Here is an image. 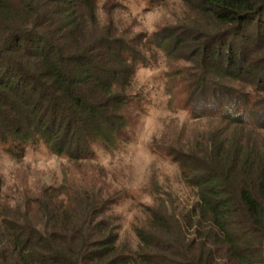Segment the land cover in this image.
<instances>
[{
    "label": "trees",
    "instance_id": "trees-1",
    "mask_svg": "<svg viewBox=\"0 0 264 264\" xmlns=\"http://www.w3.org/2000/svg\"><path fill=\"white\" fill-rule=\"evenodd\" d=\"M147 1L148 9L165 2ZM181 1L187 12L169 35L191 42L199 60L181 58L161 33L132 38L113 19H100L101 10L125 11L119 4L0 0V149L12 157L44 145L82 162L94 159L99 143L125 145L129 121L121 112L142 108L129 89L138 68L154 66L152 49L186 59L181 75L194 120L227 123L182 151L167 150L194 202L150 209L135 249L121 242L111 214L117 194L99 180L42 188L14 207L0 191V264H264V139L254 132L264 128V0ZM242 77L248 91L214 82ZM59 111L67 116L58 119ZM40 115H50L56 129L77 124L86 137L75 149L59 145Z\"/></svg>",
    "mask_w": 264,
    "mask_h": 264
},
{
    "label": "rangeland",
    "instance_id": "rangeland-1",
    "mask_svg": "<svg viewBox=\"0 0 264 264\" xmlns=\"http://www.w3.org/2000/svg\"><path fill=\"white\" fill-rule=\"evenodd\" d=\"M101 2L126 8L125 11L118 8L109 13L101 10L98 15L103 22L113 19L120 28L130 30L132 38H141L144 33H161L162 38H168L178 45L181 58L187 57L191 61L199 60L202 56L194 53L195 46L191 42H178L180 34H176V38L169 35V31L181 29L178 19L187 12L181 0H165L162 5L151 9H148L150 5L147 0ZM152 51L153 55L156 53L154 66L151 69L138 68L129 89V94H138L135 101L140 102L142 108H123L121 112L129 121L127 143L117 148L111 142L99 143L94 150V159L82 162L57 157L44 145L27 148L22 158H14L0 149L3 202L14 207L19 198L37 196L42 188H76L90 183V179L99 180L101 187L117 194L119 201L112 207L111 214L119 218L117 224L121 242L133 249L140 246L136 229L147 223L150 209L159 208V205L171 207L169 202L172 200L176 202L175 208L187 207L194 202L180 168L166 152L171 149L182 151L184 146L194 144L202 136L225 130L227 123L211 118L194 120L186 105V75H181L184 67H189L186 59L168 60L158 50ZM228 73L233 75L235 70ZM260 73L264 74V67ZM214 82L221 88L248 91L247 82L242 84L244 77L238 83L231 81V85ZM20 115L22 118L26 116L23 112ZM65 116L64 112L59 111L57 118ZM41 118L49 136L59 145L75 149L86 137V130L78 128L77 124L69 122L67 127L56 129L50 115H42ZM236 130L242 132L240 127ZM254 132L256 136L259 134L256 139H264V128ZM249 137L254 136L249 134Z\"/></svg>",
    "mask_w": 264,
    "mask_h": 264
}]
</instances>
